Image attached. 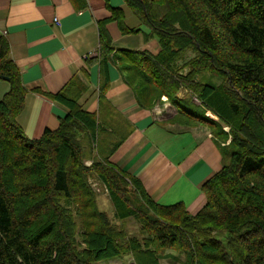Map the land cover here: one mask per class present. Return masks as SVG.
Wrapping results in <instances>:
<instances>
[{"label":"trees","instance_id":"trees-1","mask_svg":"<svg viewBox=\"0 0 264 264\" xmlns=\"http://www.w3.org/2000/svg\"><path fill=\"white\" fill-rule=\"evenodd\" d=\"M127 3L161 47L155 56L126 52L122 69L136 97L150 103L168 96L175 121L209 124L222 142L230 137L223 147L229 163L204 185L197 213L183 202L154 201L110 161L121 142L108 144L105 116L81 107L84 87L75 82L54 95L69 108L58 129L28 138L17 122L26 90L0 35V79L11 85L0 100V264H97L121 256L134 264H264V0ZM94 174L109 190L114 220L132 218L136 232L99 208Z\"/></svg>","mask_w":264,"mask_h":264},{"label":"crops","instance_id":"crops-1","mask_svg":"<svg viewBox=\"0 0 264 264\" xmlns=\"http://www.w3.org/2000/svg\"><path fill=\"white\" fill-rule=\"evenodd\" d=\"M0 35L26 90L17 122L28 138L58 129L69 108L54 95L74 82L80 90L82 83L79 104L105 116L107 135L113 134L109 145L121 142L110 161L154 201L183 202L192 214L203 208L204 185L226 164L223 147L230 137L222 142L209 124L175 121L177 106L169 100L158 112L159 99L146 103L136 97L122 69L125 54L155 56L161 47L127 0H0ZM10 86L0 79V100Z\"/></svg>","mask_w":264,"mask_h":264},{"label":"rangeland","instance_id":"rangeland-1","mask_svg":"<svg viewBox=\"0 0 264 264\" xmlns=\"http://www.w3.org/2000/svg\"><path fill=\"white\" fill-rule=\"evenodd\" d=\"M221 73L220 72H216L214 71L212 74V79L216 82H219L220 77H221ZM208 77H210L209 74H207ZM185 95L184 90H179L178 92V96L179 97H183ZM167 102V100L165 98H163V96L154 104L158 107H160L162 105L163 102ZM170 101V100H169ZM178 103L185 105V102L182 100H177ZM194 101L197 103L198 100L196 98H194ZM196 110H198V108H196ZM12 150L6 149V155H9L11 153ZM61 161L63 160V157L61 156ZM90 160L87 158V162H89ZM86 162V163H87ZM228 162V159L227 161ZM229 163V162H228ZM93 177V178H92ZM94 177L96 178L95 181L92 180L93 186L96 188V193H97V203L99 205V208L101 210H103L104 212H106V214L108 215V217L112 220H114V206L113 203L110 199V193L109 190L107 189V187L105 185H103L100 181L97 180L96 175H91V179H94ZM101 189L103 190L102 192ZM108 190V191H107ZM62 202H64L66 205H71L68 204L69 202H67L66 200H63ZM76 203H72V206H74ZM74 210V209H73ZM76 214V213H75ZM76 222L80 223V218L78 219L77 214H76ZM80 222H79V221ZM115 221V220H114ZM116 223L122 224V226H126L128 231H130L131 233L136 232L137 231V223L131 218V219H127V220H123V222L120 221H115ZM83 227L78 224V229L81 230ZM80 232V231H79ZM78 232V233H79ZM220 235L222 236V238L225 240L227 237V233L226 232H221ZM80 248H85V244H81ZM97 264H134L132 257L130 256H121V257H116L113 259H109V260H104L103 262H98ZM162 264H170L168 261L163 260Z\"/></svg>","mask_w":264,"mask_h":264},{"label":"built area","instance_id":"built-area-1","mask_svg":"<svg viewBox=\"0 0 264 264\" xmlns=\"http://www.w3.org/2000/svg\"><path fill=\"white\" fill-rule=\"evenodd\" d=\"M57 21H58L57 18H55V19H54V22H57ZM163 98L166 99V97H163ZM157 111L160 112V111H159V108H157Z\"/></svg>","mask_w":264,"mask_h":264},{"label":"bare ground","instance_id":"bare-ground-1","mask_svg":"<svg viewBox=\"0 0 264 264\" xmlns=\"http://www.w3.org/2000/svg\"><path fill=\"white\" fill-rule=\"evenodd\" d=\"M94 179H96V178H94ZM98 179V178H97ZM106 186V185H105ZM108 189V188H107ZM103 190L101 189V191L100 192H102ZM108 191V190H107Z\"/></svg>","mask_w":264,"mask_h":264},{"label":"water","instance_id":"water-1","mask_svg":"<svg viewBox=\"0 0 264 264\" xmlns=\"http://www.w3.org/2000/svg\"><path fill=\"white\" fill-rule=\"evenodd\" d=\"M3 80H6L5 78H2Z\"/></svg>","mask_w":264,"mask_h":264}]
</instances>
